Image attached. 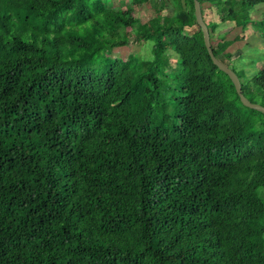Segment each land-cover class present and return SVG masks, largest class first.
<instances>
[{
    "label": "trees",
    "instance_id": "16d2710c",
    "mask_svg": "<svg viewBox=\"0 0 264 264\" xmlns=\"http://www.w3.org/2000/svg\"><path fill=\"white\" fill-rule=\"evenodd\" d=\"M198 4L264 107V55L204 18L264 44V0ZM262 195L264 114L193 0H0V264H264Z\"/></svg>",
    "mask_w": 264,
    "mask_h": 264
},
{
    "label": "rangeland",
    "instance_id": "374dc122",
    "mask_svg": "<svg viewBox=\"0 0 264 264\" xmlns=\"http://www.w3.org/2000/svg\"><path fill=\"white\" fill-rule=\"evenodd\" d=\"M112 2H119L120 4L126 3V0H107ZM135 9L136 17L144 23L152 17L153 11L149 4H143L141 6L133 8ZM264 11L263 7H258L256 11H253L252 17L254 19H260L261 15ZM204 18L206 22H213L217 24L216 32L217 34H224V38L226 40H232L235 37H238L235 43H232L229 47H227V51L231 52L232 59H237L239 56L244 58H254L257 56L264 55V44L261 37L254 32L250 27L246 30H241V28H237L231 23L226 24H218L217 17L214 12L204 10ZM187 32L193 33L197 31V27H193L190 29H186ZM152 42L144 41L138 44H131L127 47H118L113 49V55L121 58H125L129 55H133L142 60H148L151 58V50H152ZM259 50L261 54H255L254 51ZM172 62L174 61V55H171ZM174 65V63H173ZM234 66L239 67L236 62H234ZM247 73H250L254 70H250L246 68ZM263 198V195H262ZM264 200V198H263Z\"/></svg>",
    "mask_w": 264,
    "mask_h": 264
},
{
    "label": "water",
    "instance_id": "95a60500",
    "mask_svg": "<svg viewBox=\"0 0 264 264\" xmlns=\"http://www.w3.org/2000/svg\"><path fill=\"white\" fill-rule=\"evenodd\" d=\"M193 6H194V16H195L196 24H197V26L199 27V29L201 31L203 45H204V48H205V50L207 52V55H208L211 63L220 72H222L223 74H225L227 76V78L231 82L232 86H234V88L236 90V93L238 95V98H239L241 104L244 107L252 109V110L259 111L262 114H264V107L260 106L259 104L251 103L246 98V96L243 94L242 88H241V84H240V81H239L237 75L234 72H232L228 67L224 66L221 62H219L213 56V54L211 52V49H210L207 28H206V25L204 24V22L202 21V18H201V13H200V9H199L198 0H193Z\"/></svg>",
    "mask_w": 264,
    "mask_h": 264
}]
</instances>
